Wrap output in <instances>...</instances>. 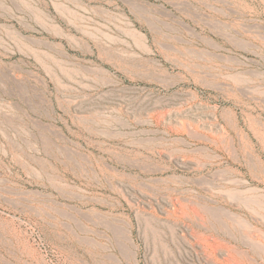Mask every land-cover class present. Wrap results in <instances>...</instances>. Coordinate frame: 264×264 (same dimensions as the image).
I'll return each mask as SVG.
<instances>
[{
	"label": "rangeland",
	"instance_id": "obj_1",
	"mask_svg": "<svg viewBox=\"0 0 264 264\" xmlns=\"http://www.w3.org/2000/svg\"><path fill=\"white\" fill-rule=\"evenodd\" d=\"M0 264H264V0H0Z\"/></svg>",
	"mask_w": 264,
	"mask_h": 264
}]
</instances>
